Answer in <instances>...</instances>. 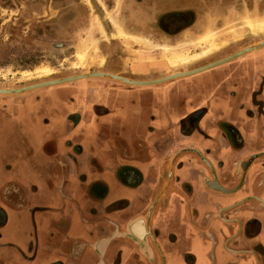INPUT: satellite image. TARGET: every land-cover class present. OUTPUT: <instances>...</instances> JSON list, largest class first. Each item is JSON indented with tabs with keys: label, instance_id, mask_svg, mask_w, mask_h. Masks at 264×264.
Returning <instances> with one entry per match:
<instances>
[{
	"label": "crops",
	"instance_id": "crops-1",
	"mask_svg": "<svg viewBox=\"0 0 264 264\" xmlns=\"http://www.w3.org/2000/svg\"><path fill=\"white\" fill-rule=\"evenodd\" d=\"M153 66L143 65L134 54L132 59L110 60L103 72L139 80L168 73L162 72L165 65ZM260 73L263 50L151 85L88 77L0 94V264H113L112 253L120 247L121 264H151L153 226L160 230L166 251L178 244L191 264L235 259L234 264H250L243 253L251 251L238 250L239 256L228 258L216 250L224 236L215 198L197 208L198 203L188 201L184 209L178 203L179 184H173L175 194L170 196L168 182L162 180L156 194L155 185L177 160L190 159L193 173L199 169L195 157L210 166L203 152L227 160L234 170L249 166L252 162L246 160L252 155L264 156V119L254 104L242 105L228 95L253 84ZM244 108L251 110L248 119ZM230 131L240 132L249 147L218 145ZM257 149L262 151L251 152ZM187 166L176 173L179 183L191 185L189 198L234 190L221 192L214 176L199 180L188 174ZM250 199L264 205L263 199L250 196L227 208ZM183 214L188 230L180 222ZM155 216L163 219L153 221ZM254 228L252 237L260 232L259 224Z\"/></svg>",
	"mask_w": 264,
	"mask_h": 264
},
{
	"label": "rangeland",
	"instance_id": "rangeland-1",
	"mask_svg": "<svg viewBox=\"0 0 264 264\" xmlns=\"http://www.w3.org/2000/svg\"><path fill=\"white\" fill-rule=\"evenodd\" d=\"M132 3L0 0V88H21L89 71L103 72L110 60L125 56L132 59L134 54L145 66L165 65L167 69L162 72L168 75L203 66L208 63L197 64L213 54L223 58L264 39V0H239L236 9L226 6L221 10H196L189 16L192 20L195 14L197 22L174 36L158 27L129 26L143 16L153 19L155 14L163 13L154 10V5L147 8V3ZM136 8L139 11L134 14ZM262 50L264 46L253 52ZM177 52L195 59L169 65L167 57ZM253 52L225 64L239 62ZM130 75L125 76L139 80Z\"/></svg>",
	"mask_w": 264,
	"mask_h": 264
},
{
	"label": "flooded vegetation",
	"instance_id": "flooded-vegetation-1",
	"mask_svg": "<svg viewBox=\"0 0 264 264\" xmlns=\"http://www.w3.org/2000/svg\"><path fill=\"white\" fill-rule=\"evenodd\" d=\"M149 1V2H147ZM132 0V4L135 6H139L140 4H146L149 8L151 5H154V10H162V14H155V18L148 19L144 16L140 19L134 20V22L129 25L132 27H141V26H148V27H158L162 29V32L165 34H169L170 36H174L173 33L175 32H183L189 27H191L194 22H197L195 14H193V18L191 20V16L189 14L196 10L204 11V10H221L226 6H235L236 9L239 0ZM242 1V0H241ZM141 7V6H140ZM139 7V8H140ZM139 8L133 11L136 14L139 11ZM227 9V8H225ZM229 9V8H228ZM139 31H136V33ZM250 57V56H249ZM221 58L220 55H211L207 59L206 62L208 63L214 60ZM230 64V63H229ZM149 67L153 65V63L148 64ZM198 66L201 64H197ZM228 65V64H226ZM253 84L249 83L247 85H243L239 87L238 91H234L229 96L232 95L234 99H237L238 102L242 105L248 102L249 104H254L256 106V111L258 115L264 119V73L256 74L253 78ZM255 79H258L255 80ZM244 117L246 119L250 118L251 110L244 108ZM222 142L217 140L218 145H228V147L233 148H240L238 150H243L248 148V141L245 140L241 133L238 131H230L226 132L223 135ZM235 144H238L239 147H236ZM261 149H257L251 151L252 153L258 152ZM264 151V149H262ZM261 150V151H262ZM204 156L209 160L210 166L207 164L201 163L197 160V157L193 158L195 161V165L199 166V169L193 173V162L189 161L188 159L186 162L183 160H177L173 165V168L170 170H165L164 172V179L159 178L155 185V194L161 190L162 183L168 182L166 187V193L170 196L175 194V190H173V184H179L182 192V196L179 195V205L182 206L184 209L186 208V203L188 201H192L193 203H198L194 206L197 208L199 206H203L205 202H212L213 198H215V213L216 218L219 221L223 228V238L221 242V246L216 250H221L224 255L228 258H236L239 256L236 252L238 250H246L251 251V253H243V256H247L249 259L250 264H264V234L261 233V229L263 227V220H264V205L258 199H250L245 201L239 205L231 206L237 203V201L241 199L248 198L250 196H256L259 199L264 200V156L258 157L252 161V163L247 167H241L240 170H234L231 168V165L228 163L227 160H215L206 154L207 152H203ZM246 157V156H245ZM187 166L188 174L199 178L202 180L203 177L213 178L221 192L223 190H232L231 194L227 193H220L216 196L212 194H207L204 196H197L192 194L193 198H189V193L187 189L191 187L188 181L183 180L179 183L180 176L176 173V169L183 168ZM163 180V181H162ZM212 181V182H213ZM223 189V190H222ZM191 194V193H190ZM231 196L232 200L230 202H226L224 198L221 196ZM234 196V197H233ZM222 200H221V199ZM163 204L161 203L158 205V208H162ZM156 215V214H155ZM168 214L164 216V221H168L169 217ZM186 214H183L181 217V224L189 228L188 223L186 224L183 217ZM157 217H152V220L161 221L163 218L156 219ZM126 222H124L125 224ZM260 225V232L257 233V236H253L254 227L256 225ZM121 225V223H120ZM99 230H103L104 228H99ZM181 230L182 227H181ZM186 230V228L184 229ZM238 233V234H237ZM183 234V233H181ZM152 236L153 239L156 241L154 245L151 247V252L149 253L152 257L151 264H172V259L177 258L176 264H191L188 259L187 255L180 252L179 248L177 247L178 244L172 243V247L166 251L163 244L161 243V233L160 230L157 229L155 226L152 227ZM169 240V238H168ZM174 245V246H173ZM148 251V250H147ZM147 251L145 250L143 253L146 255ZM108 255L109 250L105 251ZM138 257H143L144 255L141 254L139 251H136ZM112 263L113 264H121L122 260V250L121 247L116 252L112 253ZM191 255V254H190ZM193 258L195 257L192 255ZM121 258V260H119ZM236 261V259H235ZM235 261H229L226 264H234ZM146 263H148L146 261ZM196 262L193 261L192 264ZM197 264V263H196Z\"/></svg>",
	"mask_w": 264,
	"mask_h": 264
},
{
	"label": "water",
	"instance_id": "water-1",
	"mask_svg": "<svg viewBox=\"0 0 264 264\" xmlns=\"http://www.w3.org/2000/svg\"><path fill=\"white\" fill-rule=\"evenodd\" d=\"M263 46H264V39L262 41H260L259 43H257L256 45L244 47V48L240 49L239 51H237V52H235L229 56L215 60V61L210 62L208 64H205L203 66H200V67H197L194 69H190V70L174 72V73L162 76L160 78L152 79V80H134V79H130V78H127V77H124L121 75H117V74H111V73L100 72V71H89V72H84L81 74L67 76V77H63V78L46 80V81L30 84L28 86L21 87V88H14V89L13 88H10V89L0 88V94L19 93V92H23V91L30 90V89H35V88H40V87H45V86H50V85H56V84H62V83H67V82H73V81H77V80L88 78V77L110 78V79L118 80L120 82H124L126 84H130V85H138V86L151 85V84L161 83V82L170 80L172 78L188 76V75L196 74V73L217 67V66L225 64L231 60H234V59L242 56L243 54H246L248 52H253V51H255V50H257ZM257 156L258 155L250 156L246 160V162H247L246 164H250Z\"/></svg>",
	"mask_w": 264,
	"mask_h": 264
},
{
	"label": "bare ground",
	"instance_id": "bare-ground-1",
	"mask_svg": "<svg viewBox=\"0 0 264 264\" xmlns=\"http://www.w3.org/2000/svg\"><path fill=\"white\" fill-rule=\"evenodd\" d=\"M214 47H216V45ZM80 56L81 57H85L86 55L85 56L84 55H80ZM194 59H195L194 56H190V55L185 54V53H178L177 52V53H173L170 56H168L167 57V62L169 63V65H171V66L174 65L175 66V64H177V63H179V64H185V63L191 62ZM90 60H91V58H90ZM41 72H43V71H41Z\"/></svg>",
	"mask_w": 264,
	"mask_h": 264
}]
</instances>
